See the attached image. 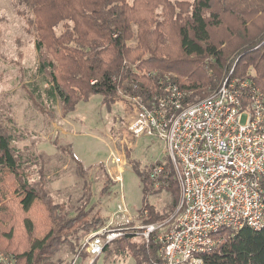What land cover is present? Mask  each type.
Segmentation results:
<instances>
[{"label": "trees", "instance_id": "trees-1", "mask_svg": "<svg viewBox=\"0 0 264 264\" xmlns=\"http://www.w3.org/2000/svg\"><path fill=\"white\" fill-rule=\"evenodd\" d=\"M15 1L34 31L37 79L26 91L40 109L61 103L71 110L92 95H100L102 103L138 97L149 106L165 96L166 85L189 105L228 76H249L264 92V0ZM14 141L11 133L0 132V252L15 264H49L62 245L79 248L80 238L107 219L84 209L68 216L65 207L53 204L30 182ZM151 166L137 173L145 187L154 188L147 176ZM154 189L167 191L170 204L159 212L144 202V223L169 216L177 205L178 186L167 162ZM13 208L26 238L20 245ZM137 236L129 230L102 252L130 256L135 264H160L156 238L146 242ZM217 236L220 242L203 254V264H264V210L261 229H221ZM78 256L80 264H95L96 257L87 262L85 250Z\"/></svg>", "mask_w": 264, "mask_h": 264}, {"label": "built area", "instance_id": "built-area-1", "mask_svg": "<svg viewBox=\"0 0 264 264\" xmlns=\"http://www.w3.org/2000/svg\"><path fill=\"white\" fill-rule=\"evenodd\" d=\"M163 91L165 96L149 106L130 97L133 114L125 128L129 148L141 136L161 143L178 186L175 211L155 226L130 225L135 217L120 195L109 221L81 241L78 249L91 258L121 230L135 231L145 241L149 233L160 230V264H203V254L220 242L221 229L236 232L263 226L264 92L249 76H228L211 94L189 105H182V93L175 87L166 85ZM123 154L112 157L120 171ZM166 162H155L147 172L154 188ZM120 180L119 175L116 181ZM0 264L15 261L0 255Z\"/></svg>", "mask_w": 264, "mask_h": 264}, {"label": "rangeland", "instance_id": "rangeland-1", "mask_svg": "<svg viewBox=\"0 0 264 264\" xmlns=\"http://www.w3.org/2000/svg\"><path fill=\"white\" fill-rule=\"evenodd\" d=\"M20 9L24 8L17 6L15 0H0V132L11 133L15 138L14 146L21 154L30 182L39 192L46 193L53 204L65 207L68 216L84 209L90 217L106 218V223L122 195L135 217L130 225L155 226L165 222L173 212L161 220L142 222V218L148 216L147 209L140 210L144 202L162 212L170 199L163 189H154L148 183L145 187L137 171L144 172L147 165L159 160L163 163L167 158L159 140L152 136L135 139L134 146L129 148L131 139L125 126L133 112L128 99H125L126 103H102L100 95H92L71 110L61 103L51 109H40L33 102L26 85L34 81L36 74L35 36ZM249 70L250 73L253 71L252 68ZM119 154L125 157L121 171L112 158ZM119 175L121 180L117 182ZM14 208L11 222L17 224L20 245L26 238L18 226L20 212ZM34 212L41 215V207H34ZM3 221L7 222L5 216ZM89 232L80 238L79 246ZM125 232L129 230H121L118 237ZM160 232L149 233L146 242L151 237L158 241ZM138 236L145 241L143 236ZM80 251L84 250L64 244L49 264H80ZM0 255L10 258L4 252ZM95 264H135V261L127 255L102 252L96 257Z\"/></svg>", "mask_w": 264, "mask_h": 264}]
</instances>
